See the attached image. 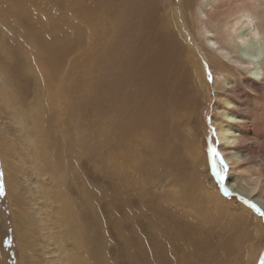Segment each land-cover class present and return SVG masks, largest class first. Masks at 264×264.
<instances>
[{"label": "rangeland", "instance_id": "374dc122", "mask_svg": "<svg viewBox=\"0 0 264 264\" xmlns=\"http://www.w3.org/2000/svg\"><path fill=\"white\" fill-rule=\"evenodd\" d=\"M141 1L0 0V264H264V176L233 171L214 123L219 80H237L264 133V84L258 108L249 73L205 62L200 0H160L196 35L173 44L194 48L196 70L168 56L149 18L141 28ZM209 3L210 15L228 10ZM260 29L240 51L264 60V17ZM51 62L61 81H49ZM178 135L207 162L194 168Z\"/></svg>", "mask_w": 264, "mask_h": 264}, {"label": "bare ground", "instance_id": "6f19581e", "mask_svg": "<svg viewBox=\"0 0 264 264\" xmlns=\"http://www.w3.org/2000/svg\"><path fill=\"white\" fill-rule=\"evenodd\" d=\"M217 1L220 0H214V3ZM226 2L228 3V10L221 9V11H217L215 13L213 12L212 15L209 14L210 12L209 0H200L199 4L197 3L198 6L196 8L197 9L196 19H197V23L199 24L198 36H201L204 40L207 41V43L205 44V48L208 53H206L207 54L205 55L206 60L205 59L204 60L208 64L212 63L213 64L212 67L218 64L224 66L226 65L225 64V60H226L227 62L235 65L238 72L244 70L245 72H247V74L249 73L248 76H250V78H253L255 83L251 86H247V90H246L247 93L245 92L244 94L246 96L247 95L252 96L254 99V104L257 105L258 108H260V106L262 105L261 102H263L264 100L263 99L261 101L260 99V95L263 91V90L261 91V89L263 88L262 84H264V60L261 57V53H260L261 51L258 48L255 49L254 51L252 49V53L250 55H244L240 51V46L241 44L248 42V40H250L251 38H257L260 35L261 33L260 21L264 17V14L260 12L259 8L264 7L263 6L264 1L262 2L263 4L261 3L260 0H226ZM230 3H233V5L231 4L232 6H229ZM127 5L130 7V16H131V13L133 14L132 5L131 4H127ZM192 5H193V0H188L187 7H191ZM125 6L126 3L118 4L117 13L120 18L124 17L125 15L124 14ZM148 7L151 8L150 12H148ZM214 7L215 6L213 4L212 8ZM140 8H141V12H139L140 14L137 15L136 17H138L139 22L141 23L143 22L141 24V28L147 25L148 22L147 20L149 18L151 20L149 24L155 26L154 30L155 31L157 30V35L163 36L162 40H166L169 47H171L172 50L169 48L168 56L172 60L178 61L179 64H181L183 59L187 56L188 59H186V63L185 64L183 63L184 65L182 64L181 65L185 68V66L189 62H192V64L195 67V70L196 68L199 69L193 63L194 61L192 60V58L195 59L194 55H192L194 53L193 47H190L191 48L190 49L187 48V46L185 47L181 43H179V49H178L177 46L175 47V45H173L175 43L176 36H179L178 33L180 34L181 37L196 36V35L185 32V29L184 27H182V25H177L175 29L174 28L175 23H173V21H170L169 23V20H167L164 14L161 13V9L163 7L160 4V0H143L141 1ZM159 12L161 14H159ZM225 15L228 17L224 19ZM129 19L133 21L135 17ZM230 19L232 20V22H230ZM212 20H214L215 23L214 25L216 26L221 25L218 30L221 32V35H219L222 36L221 41L214 39L212 37H208V36L217 35V34L214 35L215 33L212 34L213 32L210 30V28H208V24H210ZM130 32L131 34L130 36H128L129 40L132 39L133 33L135 32L140 33V28L136 27L133 22L131 25ZM185 41L188 42V39L186 38ZM129 46L131 47L132 44ZM208 56H210V58ZM211 56L215 59L211 58ZM162 58L163 61H167L164 60V58L166 57L163 56ZM215 60L217 61L218 64H216ZM44 66L47 70L45 72H48V76L47 75L45 76L50 78L49 81L51 79L53 80L56 77L59 78V81L63 79L60 75L59 63L51 62L49 64H44ZM199 74H200L199 79L203 80L202 73L200 72ZM45 79L47 80V78ZM219 81L220 82L218 88H220L221 92L218 93V97H217L218 102L216 107L218 108V117L216 116L214 123H215L217 139L218 142L220 143V149L222 150L225 158L229 161L230 166L232 167L233 171L236 174L239 173V174L247 175L251 179L253 178L257 179L260 176H264V150L262 149V146L264 145V136H263L264 133L258 121L259 115L258 116L256 115V111L254 110L253 106H251L249 100L242 102V101H238L234 97L236 94L239 93L238 91L239 83L236 82L237 80L233 84L231 83V81L230 82L226 80H219ZM7 92L9 93V90ZM36 128H38V126H36ZM175 129L176 130L180 129L179 124ZM178 138L181 144L183 145V147L186 148L187 152L190 150V154L192 156L191 161L194 165L193 166L194 168H197V165L201 163L207 162V158L201 153L199 148L195 145V140L194 137H192V135H188L187 137H185L186 138L185 141L184 139L181 140V136L179 135ZM166 143L167 146L170 145L173 146L172 145L173 143L170 144L169 141H167ZM157 151L160 153L162 149L161 150L157 149ZM261 183L263 182L261 181ZM254 189L250 190V193L255 194L256 190ZM238 191L243 194L245 193V195L248 196L249 193L248 190H247L248 192L247 194L245 191H243V189L242 190L238 189ZM249 197H251V195H249ZM77 255L79 256V254ZM74 257H76V255ZM81 259L82 258H79V262ZM87 260L84 261L88 263Z\"/></svg>", "mask_w": 264, "mask_h": 264}, {"label": "snow or ice", "instance_id": "6c2138e0", "mask_svg": "<svg viewBox=\"0 0 264 264\" xmlns=\"http://www.w3.org/2000/svg\"><path fill=\"white\" fill-rule=\"evenodd\" d=\"M3 192H4V187H3L2 182H0V193H3ZM253 207H255V205H253Z\"/></svg>", "mask_w": 264, "mask_h": 264}]
</instances>
